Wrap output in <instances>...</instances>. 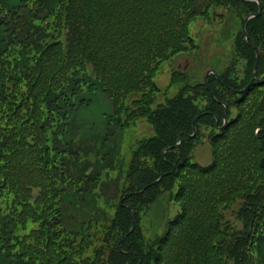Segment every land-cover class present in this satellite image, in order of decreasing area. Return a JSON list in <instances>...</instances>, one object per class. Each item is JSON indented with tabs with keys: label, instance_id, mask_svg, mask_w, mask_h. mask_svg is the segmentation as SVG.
Wrapping results in <instances>:
<instances>
[{
	"label": "trees",
	"instance_id": "trees-1",
	"mask_svg": "<svg viewBox=\"0 0 264 264\" xmlns=\"http://www.w3.org/2000/svg\"><path fill=\"white\" fill-rule=\"evenodd\" d=\"M261 1L249 41L254 1L0 0V264H264ZM216 8L238 18L234 62L207 85L208 69L174 72L176 95L157 103L164 65L200 59L191 25ZM253 45L258 79L239 93ZM139 120L153 134L123 158ZM203 141L208 166L193 161ZM166 193L178 212L153 237L145 214Z\"/></svg>",
	"mask_w": 264,
	"mask_h": 264
},
{
	"label": "rangeland",
	"instance_id": "rangeland-1",
	"mask_svg": "<svg viewBox=\"0 0 264 264\" xmlns=\"http://www.w3.org/2000/svg\"><path fill=\"white\" fill-rule=\"evenodd\" d=\"M215 14L210 19L207 17L199 16L197 20L191 25V33L198 45V55L200 59L195 56H180L174 59L173 64L164 65L162 72L158 75L156 83L160 88V92L156 96L157 103H164L166 98H172L178 91L177 86L169 88L171 76L176 71H185L193 75L196 71L195 79L202 80L205 70L220 69L224 70L234 62V53L232 49V41L230 31L235 25V30L238 31L240 24L236 15L226 17V19L218 17L217 14H224V8L214 9ZM237 19V20H236ZM224 20V21H223ZM197 55V56H198ZM188 59V61L186 60ZM202 64V66H199ZM240 73L242 74L244 62H239L237 65ZM236 114V112H235ZM153 134L151 126L145 120H139L133 126L130 132L125 134L123 143V158L125 154L130 151L132 144L139 140L146 139ZM193 161L201 166H208L212 163V152L209 143L202 142L197 149ZM238 206L225 211V215L234 220ZM178 212V206L171 199L170 194H164L160 200L153 205L145 214L148 217L144 221L145 227L151 228L153 237L162 235L165 231L166 224L170 219L174 218ZM239 225V222L235 220Z\"/></svg>",
	"mask_w": 264,
	"mask_h": 264
},
{
	"label": "water",
	"instance_id": "water-1",
	"mask_svg": "<svg viewBox=\"0 0 264 264\" xmlns=\"http://www.w3.org/2000/svg\"><path fill=\"white\" fill-rule=\"evenodd\" d=\"M237 1H240V2L254 1V2H256V3L258 4V12H257V13H251L250 15H248V16L245 18L244 23H243V25H242V31H243V34L245 35L246 40L251 41V40H250V37H249V35H248V32H247V25H248V23H249L252 19L257 18V17H260V16L262 15V12H263V3H262L261 0H237ZM253 48H254V50H255V55H256V57H255L256 61H255L254 69H253V80L250 81V83L247 85V87H246L245 89H243V90H241V91H238L239 93H243L244 91H246V90L250 87V85L253 83V81H256V80L258 79L257 75H258V64H259V61H260V51H259V48H258L257 46H255V45H253ZM211 74L217 75L216 70L211 69V70H209V71L206 72L205 79H204L206 85H207L208 78H209V76H210ZM224 105H225V104H224ZM227 108H228L227 105H225V112H224V126H223V128L226 127L227 124H228V120H227V117H226V116H227V111H228ZM198 118H199V116H197V117L193 120V122H192V128H193L194 134H193L192 136H190V137H194V136L196 135V127H195V123H196V121L198 120ZM216 120H217V124H218L220 118H219V117H216ZM221 129H222V127H221ZM181 144H182V139H181V137L179 136V142H178L174 147H175L176 149H178V148L181 146ZM171 149H172V148H169L168 150H171ZM164 153H165V151L163 152V155H164ZM174 169H175V167H174ZM168 174H170V173H168ZM168 174L162 175V176H161L158 180H156L153 184H154V185L158 184V183L163 179V177L166 176V175H168ZM148 187H149V186L144 187V189L141 190L140 193L144 192ZM128 208L132 211V227H131L130 231H129L125 236H123V237L120 238V244H121V247H122L123 239L126 238V237H128L129 235H131V234L134 232L135 228H136V211L133 210V208H132L131 206H128Z\"/></svg>",
	"mask_w": 264,
	"mask_h": 264
}]
</instances>
